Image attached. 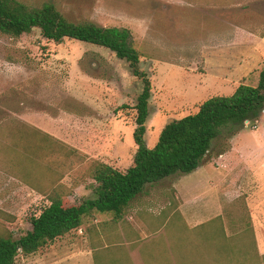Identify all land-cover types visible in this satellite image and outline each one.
<instances>
[{
    "label": "rangeland",
    "instance_id": "obj_1",
    "mask_svg": "<svg viewBox=\"0 0 264 264\" xmlns=\"http://www.w3.org/2000/svg\"><path fill=\"white\" fill-rule=\"evenodd\" d=\"M18 1L29 7L51 3L73 23L129 30L131 44L140 56L139 70L151 84L145 135L149 149L155 147L169 122L195 114L211 97L233 94L227 86L210 83L205 62L215 49L211 46L218 27L232 17L240 22L243 19L241 8L230 13L227 9L245 0H181L167 14L161 2L150 0ZM153 16L159 17L154 27L148 23ZM257 82L258 77H253L247 85L256 86ZM141 90V80L132 75L128 63L104 48L69 39L56 44L42 38L38 29L19 38L0 34V234L18 238L31 229L30 219L48 204L37 191L47 193L59 184L65 187L67 202L78 204L80 201L70 202L72 191L68 186L93 185L94 163H103L104 159L121 172L127 169L136 151L133 107ZM261 123L264 125V110L232 139L243 134L242 144L244 139L249 140L246 145H253V136L263 128ZM35 124L60 140L52 144L51 154L42 162L18 165L8 147L19 138V129L24 130L25 125L35 128ZM230 140L216 139L200 169L146 185L130 203L125 216H131L134 231L140 234L130 254L134 264L174 263L171 236L177 229L185 237L181 249L185 257L204 256L205 264L212 263V258L218 264H264V219L257 215L255 197L250 202L257 210L253 217L246 203L254 186L238 180L242 169L237 166L239 162L218 160L219 153L226 152L227 143L230 149ZM210 181L218 189H211ZM112 216L100 214L98 222L85 224L86 229ZM207 223L203 232L194 231ZM221 228L232 239L227 262L215 252L211 240L202 243L193 235L220 236ZM69 234L68 246H87L84 231ZM49 246L26 260L16 257L14 264H37L35 257Z\"/></svg>",
    "mask_w": 264,
    "mask_h": 264
},
{
    "label": "trees",
    "instance_id": "obj_2",
    "mask_svg": "<svg viewBox=\"0 0 264 264\" xmlns=\"http://www.w3.org/2000/svg\"><path fill=\"white\" fill-rule=\"evenodd\" d=\"M34 29H38L41 37L47 41L59 44L69 39L90 44L104 48L128 63L132 75L142 83V90L133 107V143L136 151L132 165L124 172L104 163H94L91 178L97 187L92 200L83 199L78 204H69L65 187L59 184L47 193L37 191L46 197L48 204L30 219L31 229L25 234L18 238L10 233L0 234V264H14L19 254L32 255L53 240L76 231L91 211L113 215L111 220L85 229L93 264H134L130 254L136 249L140 234L124 219L130 203L143 192L146 185L175 174L194 172L216 139L224 137L228 142L247 122L256 119L264 110V69L259 73L256 86L240 84L230 96L211 97L199 105L195 114L166 124L155 147L149 149L145 135L151 84L147 75L139 70L140 56L131 44L129 30L103 27L91 22H70L51 3L29 7L18 0H0V34L19 38ZM53 143L58 144V141L25 125L24 130L19 129V138L12 141L8 151L15 156L18 165H36V161L42 162L46 155L51 154ZM228 149L227 143L223 152ZM206 225L209 223L195 227L194 231L203 232ZM248 228L255 243L250 222ZM219 233L220 236L208 233L193 235L200 238L202 243L211 240L215 252L220 257L222 254L221 260L227 262L228 253H232L229 243L232 239L225 236L223 228ZM183 237L179 229L171 236L175 262L167 264H205L204 256L189 254L185 257L182 254ZM191 249L194 247L191 246ZM210 264L218 262L212 258Z\"/></svg>",
    "mask_w": 264,
    "mask_h": 264
},
{
    "label": "crops",
    "instance_id": "obj_3",
    "mask_svg": "<svg viewBox=\"0 0 264 264\" xmlns=\"http://www.w3.org/2000/svg\"><path fill=\"white\" fill-rule=\"evenodd\" d=\"M150 1L161 2L164 7V14H167L170 7L181 2V0ZM234 6L227 9V12L230 13L234 9L239 10L241 8L243 19L240 22L237 18L234 20L232 17L225 24L221 25V28L218 27L214 35L213 46H211L215 49H211V56L205 62L209 70L208 77L206 78L210 83L213 86H227L231 88L232 92L240 84L247 85L248 80L253 79V77L257 78L260 71L264 69V65L262 64L264 59V0H245L242 5ZM248 15L250 16V22ZM158 19L159 17L153 16L149 19L148 23L154 27L158 24ZM249 27L252 29H248ZM40 118L44 121L42 116ZM35 128L42 132V134L50 136L55 140H60L56 134L39 124H35ZM241 136L243 134L230 140V149L225 153L219 154L218 157L220 159L218 158V160L232 159L239 162L237 166L242 169L240 170L241 173L238 180L242 181V185L248 186L252 183L254 186L253 195L249 194L246 198V203L250 209V216L253 217L258 210L259 213L257 215L264 219V149H260L261 146H264V125L260 133L257 136H253V145H246V142L249 140L245 141L244 139L242 144ZM249 147L253 149L250 150L248 149ZM257 147H259V150L256 149ZM101 162L107 164L104 159ZM131 164L132 162H130L127 169ZM208 165H211V163ZM198 168L200 169V166ZM91 184L93 185L85 186L82 183L74 186L69 185L68 188H71L70 191H72L70 202L78 203L81 199H94L97 184L93 179L91 180ZM209 184L211 189H218L216 183L210 181ZM254 194L256 195L254 196ZM37 196L43 197V194L37 193ZM254 197L258 203L257 210L253 209L250 204ZM98 216H100V213L95 211H91L86 215L83 218L82 226L76 230L77 234L85 232L86 223L90 222L93 224L98 222ZM124 219L126 222L133 223L131 216H124ZM69 235L66 234L48 243L50 246L46 250L39 252L35 257L37 264H93L88 239L86 242L87 246L85 247L79 244L68 246L67 240ZM70 249L72 251L68 252ZM18 256L26 260L30 255L23 256L19 254Z\"/></svg>",
    "mask_w": 264,
    "mask_h": 264
}]
</instances>
